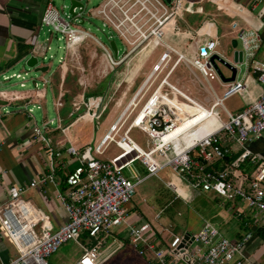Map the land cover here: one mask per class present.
Here are the masks:
<instances>
[{
  "label": "built area",
  "instance_id": "built-area-1",
  "mask_svg": "<svg viewBox=\"0 0 264 264\" xmlns=\"http://www.w3.org/2000/svg\"><path fill=\"white\" fill-rule=\"evenodd\" d=\"M76 1L82 3V0ZM262 1L264 0H253L256 5ZM97 2L98 5L87 13L91 18L101 21L103 29L115 33L123 44V50L120 54L116 46L117 55L113 58L112 49L109 51L88 31L73 27L66 20L71 19L75 26L84 24V15H87L84 5L83 8L75 7L70 17H64L49 2L41 17L40 29L47 28L61 34L65 39L69 60L80 59V50L89 40L99 47L111 71L121 65L129 66L135 57L147 56L156 47H161L164 51L123 108L122 99L126 96V90L117 100L114 99V94L110 96L101 110H91V97L82 94L79 100H73L70 104L68 118L73 120L68 125L62 126V119L58 116L55 131H59L69 143L65 148L67 155L77 160V165L65 177V189L56 193L59 204L67 215L66 223L58 229H53L48 218L23 199L28 190L39 185L58 186L54 158L61 154L60 150L52 146V138L49 136L52 131L50 126L54 121L38 125L31 110H27L32 122V137L45 148L50 167L47 174L39 180L8 188V202L0 208V236L10 240L18 251V257L6 264H48V258L57 253L62 245L68 242L80 245L83 236H87L91 243L82 247V255L76 264H102L107 256L103 255L104 249L107 248L110 255L120 248L117 239L113 238L112 244L108 246L106 240L113 230L121 227L127 230L129 243L135 252L139 256H149L154 264H244L243 249L252 239L251 232H247L240 240L231 241L213 224L203 222L201 229L192 234L188 247L179 249L182 236L172 235L171 240L160 244L153 239L150 224H129L124 208L132 201L139 185L171 168L192 189L212 195L214 200H221L223 204H229L235 217L249 215L257 225H264V159L246 147L251 142L260 141L264 132V63L257 58L261 46L259 33L253 29L237 32V49L242 53V61L237 66L239 70L241 67L245 70L243 79L236 78L232 83L223 84L221 96L210 87L208 94L211 101L200 103L168 82L172 71L179 64L197 71L203 78L202 83L199 81L203 87L212 80L220 81L209 62L213 54L223 58L216 52L218 40L202 30L204 26L194 31L184 23L188 0H170L169 3L165 0ZM182 23L187 27L184 32L181 30ZM232 28L237 29V24H232ZM166 34L186 38L184 47L191 54H183L166 43ZM173 56L175 59L171 64ZM88 58L93 63L98 57L93 53ZM251 75L262 85L263 93L255 103L241 112L230 113L224 106L225 101L244 94ZM156 82L153 91L143 101L147 94L145 90L154 87ZM37 86L38 84L35 89ZM20 87H24V84ZM110 105L122 108L119 117L100 140L78 149L70 138L75 125L85 119H101ZM55 106L58 113L66 106L61 95ZM217 108L223 110L226 121H222ZM192 109L202 111L205 116L187 132H195L210 118L215 119L218 127L205 137H193L191 143L184 147L176 139L166 140L165 136L177 125L196 116V113L190 112ZM128 121L129 125L126 126ZM134 129L143 132L151 141L146 150L130 137ZM232 144L237 148V156L231 160ZM110 148H115L116 153L102 158ZM170 153L172 157H169ZM158 158L166 159V162L161 164ZM220 161L226 167L216 170L214 166ZM135 163L146 170L145 177L135 173ZM243 165L250 167L249 174L242 170ZM125 170H129L133 180L125 176ZM4 173L0 171V175ZM166 187L177 198H182L174 182L167 183Z\"/></svg>",
  "mask_w": 264,
  "mask_h": 264
},
{
  "label": "crops",
  "instance_id": "crops-1",
  "mask_svg": "<svg viewBox=\"0 0 264 264\" xmlns=\"http://www.w3.org/2000/svg\"><path fill=\"white\" fill-rule=\"evenodd\" d=\"M48 3L49 0H0V85L1 80H6L9 73L14 72L17 68L22 67V64H24L30 55L37 56V54H43L45 50H48L49 47L40 46L41 44L38 42L41 17ZM187 4H189V14L191 16H183L184 23L194 31L203 26H209V29L206 32L209 33L212 38H216L218 43L222 35L229 38L231 40L230 43H232L233 40H236L237 32L239 30H256L261 37V46L257 52V58L264 63V1L256 5L254 4L253 0H188ZM218 8H220L219 11ZM190 17H196L197 21L190 20ZM234 23L237 24V29L232 28V24ZM180 25L184 27L183 23ZM204 27L202 30H204ZM42 29L43 28H41V30ZM185 30H187V27H184V31ZM221 30H223V33H221ZM177 38L178 39L175 38L173 42L177 44L176 47L179 51V48H182V44L184 46L186 38L182 36ZM229 50H231V45ZM93 53H95L97 57L99 56L95 49L93 51L90 50L88 56L89 54ZM154 53L155 51L149 55L153 56ZM185 53L187 55L191 54V52H186V50ZM68 57L69 53L66 52V57L62 62V66H60V68L56 70L49 77V79H43L42 81L43 86L44 84H49L51 87L56 120L51 119L50 121L56 122L59 116V118L62 119V126L69 124L66 123L65 117L69 119L68 114L71 111V102L73 100H79L82 94H84L86 97H92L93 94L97 92L101 84L116 71V69L111 71V67L108 66L106 60L104 61L103 56L98 57L100 58V63L98 64L99 66L97 64L95 66V77L84 78L79 80L77 84H73L70 83L68 74L66 73L68 70V66L66 65ZM174 59L175 57H172L171 64L173 63ZM105 62L107 66H105ZM156 62L157 61H154L151 66L153 67ZM148 63L149 57L142 56L137 61L136 59L132 60L129 66H125L124 76L111 94V96L114 94V99L117 100L119 99L116 97L118 90L121 87H125L126 96L122 99V108L126 106L130 97L142 85L145 78L150 74L152 67L148 72L146 71V67L149 66ZM180 65L182 64H179L174 68L168 79V82L197 102H210L211 99L209 98L208 89L210 87L213 88L210 83L209 85L203 84L205 86H202L203 89H195V81L193 79L186 81L187 83L185 84H173L170 82V78ZM183 66L185 65L183 64ZM185 67L192 75L194 74V70H190L187 66ZM239 73L240 70L238 72L237 79L241 80L244 76L242 75V77H239ZM223 74L226 77L230 76L229 71L228 73L223 72ZM125 76H127L126 79ZM141 76L143 79L140 83H138L141 79L139 77ZM197 81L202 83L200 78ZM218 82L219 91H216L214 88L213 90L218 96H221L224 86L223 83L220 81ZM36 84L38 83L36 82ZM156 85L157 82L154 84V87L149 90H145L147 91V94L143 101L147 99ZM259 85L260 84L257 82L255 76L251 75L247 81L246 91L248 92V95L244 100V107L239 108L235 112L228 111L230 113L237 114L247 106L255 103L261 96H258L259 92L257 91V87H259ZM46 95V88L29 90L23 93H14L12 90L10 91L7 89H0V171L5 172L4 174L0 175V208H2L8 202V188L11 185L20 186L28 184L33 180H39L48 172L50 167V159L45 151V148L33 139L31 133L32 122L29 118L28 112L26 111V108L29 104H32L33 106L41 105L46 100ZM60 95L66 106L62 111H60V113H58L55 103ZM7 108H14L16 110L13 112H8L5 111ZM122 108L117 109L115 106H113V113L116 114L117 110H121ZM67 109L69 110L68 114L63 116L62 112ZM81 123H83V120L79 121L75 125L74 130H72L70 133L71 140L80 150L83 149L85 145L87 146L90 145V143L92 144L100 140L103 134H105L107 131V128L104 127L102 130L99 129L96 134L84 133L83 128L80 127ZM50 129L52 130L49 134V136L52 138V146L57 150H60L61 153L60 156L54 158V168L56 170L55 178L58 186L55 188L52 185H47L45 187L39 185L28 190L23 195V199L41 211L48 218L53 229H58L60 226L66 223L67 215L64 209L60 206L56 197V193L57 191H62L61 182L65 179L68 171L77 165V160L71 158L65 152V148L69 146V143L65 141V138L60 134L59 131H55V129H57V122L56 127L51 128L50 126ZM201 129L189 136V138L197 135ZM262 138L260 141L249 143L246 147L251 152L263 159L264 141ZM113 154H115V149L110 148L102 158L110 157ZM236 156L237 148L232 144L231 160L235 159ZM139 166L144 169L140 164ZM179 187L183 188L186 193H189L190 189H192L190 186L188 187L189 190H187V187L184 186ZM192 192L193 191H191V194ZM131 203L132 201L124 208V213L129 224H150L153 228V239L160 244L167 243L169 240H171L172 235H177L176 233H172L170 231L172 226L167 221L169 218H171L170 215L169 217L163 219L161 218L162 211L160 210L159 212H156L152 218H150V215L148 216V214L151 213L150 209L153 211L154 201L152 202L153 206H146L147 211L145 212L142 211L140 207L132 208ZM227 211L231 212L233 217L232 220L237 222V225L234 229H228V224L223 223L222 226L217 228L223 236L228 234L230 237L226 238L231 241H235L243 234L239 228L240 218L235 217L230 208L227 209ZM177 212L178 216H181L183 213L181 211ZM158 215L159 218H157ZM243 218L248 222L249 225H251L249 232L253 234L252 239L245 245V248L243 249V259H245L244 264H264V241L261 240L260 237L253 239L255 230H257L262 225H257L253 219H250L249 215H245ZM192 223L193 222L191 219L188 224H186L187 233L195 234L197 231L194 233L191 232ZM126 232L127 230L125 227L117 228L111 232V234L108 236L109 239L106 240V246L111 245L112 239L115 238L118 240V243H120V248L110 255H108L109 250L107 251V248L104 249L103 255L104 257L105 255L108 257H105L102 264H106L115 255L124 250L126 247L130 246ZM80 242V245L73 242V244L76 245V248L80 250V255L72 258V256L69 255V248L65 247L64 249L60 250V254L57 256V253H55L54 256L52 255L50 258H48V264H76L82 255V247L89 246L91 243L90 240H88L85 236L82 237ZM17 257L18 251L16 250L15 246L10 242L9 239L2 238L0 236V264H6ZM52 257L55 259L54 263L49 261ZM140 257L142 260H138V264H154L149 256Z\"/></svg>",
  "mask_w": 264,
  "mask_h": 264
},
{
  "label": "rangeland",
  "instance_id": "rangeland-1",
  "mask_svg": "<svg viewBox=\"0 0 264 264\" xmlns=\"http://www.w3.org/2000/svg\"><path fill=\"white\" fill-rule=\"evenodd\" d=\"M49 2L52 3L53 7L64 17L69 14V9L71 2L70 0H49ZM82 4L85 6L86 13L88 11H92L95 6L98 5L97 0H82ZM188 12V13H187ZM190 7L186 8V12L184 17L191 16L189 14ZM198 15V14H197ZM70 17V16H69ZM88 19H87V18ZM84 19L86 22L82 25H74L71 19H66L73 27H79L83 30L88 31L97 41H99L101 44H103L106 48L111 51L110 47V41H114L117 48L119 49V52L121 54L123 50V44L118 39V37L113 33L112 31L108 29H103L101 21L98 19H93L87 15H84ZM190 20L197 21L196 17H190ZM181 30L184 31V27L181 25ZM221 33H223V30H221ZM178 39L177 37H174L170 34L165 35V42L177 49V44L174 43V39ZM38 42L41 44L40 46H46L49 47L48 50H45L40 54H37L36 57L39 59V66H48L49 70L44 73H33L32 70H28L24 64H22V67L17 68L14 72H11L7 75V79L1 80L0 89H7L12 90V92H27L29 90H34V82L38 83V86L36 89H42L46 88L47 95L46 100L41 105H32L29 104L26 108L27 110H31V115L34 117L35 121H37L38 125L43 124L44 122H49L51 119L56 120L55 110L53 106V100H52V92L51 87L49 84H44L43 86V79H49V77L62 66V62L66 57V48H65V39L62 38L61 34L52 32L48 30L47 28H43L42 30H39V38ZM231 40L227 37H224L223 35L220 38L219 45L216 48V51L219 52L223 57L227 58L229 61H232L231 56H229V48L231 45ZM93 51L94 49L99 54L98 57H102L101 50L96 45L95 42L89 40L87 44H85L80 52V59L77 61H72L71 59L67 60L66 64L68 66V70L66 73L68 74V78L70 83L77 84L79 80L84 78H91L95 77V66L100 63L99 59L97 58L93 63L89 62L88 53L90 50ZM178 50V49H177ZM163 48L156 47L154 55L149 57V66L146 67V71L148 72L151 69V64L154 61H157L160 57V55L163 52ZM179 51L183 54L185 53L184 46L182 44V48H179ZM111 54L113 58H115L114 52L111 51ZM174 57V56H173ZM136 61L139 60L138 57H135ZM81 63V66L79 64ZM99 66V65H98ZM125 66L121 65L116 68V71L107 79L105 80L101 86L98 88L97 92L93 94V96L90 99L91 110H101L102 106L106 101H108L109 97L111 96L112 92L114 91L115 87L119 83V81L122 79L125 73ZM224 73H228V70L225 68H221ZM244 68H240L239 77H242L244 75ZM14 73V74H13ZM194 74L203 80L201 75L194 71ZM18 76V77H17ZM138 83L142 81V76ZM193 79L195 81V89H203L202 85L197 81L198 79L192 75L185 66L180 65L170 78V82L173 84H185L186 81H189ZM218 80H212L210 81L211 86L216 90H218ZM21 84H24V87H20ZM72 89V87H71ZM125 91V87H121L118 90V94L116 95L117 98L121 97L122 92ZM134 91V90H133ZM250 91V90H249ZM257 91L259 92L260 96L263 93V87L262 85H259L257 87ZM251 92V91H250ZM133 93V92H132ZM204 94V93H203ZM248 92L246 91L245 94L234 96L227 101H225L224 105L230 112H235L239 108H243L245 105V98L247 97ZM257 96V97H258ZM129 97V96H128ZM39 107V108H38ZM16 109L14 108H7L5 111L13 112ZM113 106L111 105L110 108H108L104 114L102 115V118L99 120H83V123H81L80 127L83 128L84 133H92L96 134V132L100 129L102 130L104 127L107 129L110 127L112 123L115 122V120L119 117L121 110H117V115L113 113ZM216 111L219 113L222 121H226V116L221 108H217ZM28 112V111H27ZM69 110H65L62 112L63 116H66L68 114ZM233 114V113H232ZM235 114V113H234ZM66 123H70L73 119H67L65 117ZM88 120V121H87ZM93 122V123H92ZM129 125V121L127 122L126 126ZM108 126V127H107ZM56 127V122H54L53 125H51V128ZM218 124H215V122H211L207 126L203 127V129L200 130V132L193 136L196 139H200L201 137H204L205 134L210 133L212 129L217 128ZM213 129V130H214ZM130 137L144 150L147 149L148 144L151 143L149 138L141 131L134 129L130 133ZM192 138H189L185 140V145L188 146ZM264 141V132H263V138ZM91 144V143H90ZM93 144V143H92ZM91 144V145H92ZM86 146V145H85ZM84 147V146H83ZM115 149V148H114ZM112 153V151H111ZM114 153V150H113ZM116 153V149H115ZM169 157H172V153L169 154ZM264 159V158H263ZM159 163L163 164L166 162V159H157ZM134 169L136 170L135 173L140 177H145L146 173L145 171L139 166V163L134 164ZM242 170L246 171L247 174L250 172V167L248 165H243ZM125 176L133 180L130 176L129 170L124 171ZM169 182H174L177 185V192L183 197V198H177L175 193L165 186ZM184 186L188 189L189 184L183 182L176 174L171 170V168H167L164 171H162L158 177H150L148 178L144 183L139 185L135 190V195L133 197L131 207H140L142 211H147L146 206L150 207L153 206L152 202L154 201L153 211L150 209L151 213L150 218L153 217V215L156 212H161V218H169L167 220L169 224L172 226L170 228V231L172 233H176L177 235L183 236L185 233H187L186 224L192 219V228L191 232L194 233L196 231H199L203 225V222H210L216 227H220L224 224H228V229H234L237 225V222L233 221V217L231 215V212L227 211L228 208L225 207L226 204H223V201H213L214 196L202 193L201 191H194L190 189L189 193H186V191L179 187ZM191 191L192 194H191ZM176 197V198H175ZM186 197V198H185ZM231 209V208H230ZM177 211L183 212L181 216L177 215ZM233 212V210H231ZM148 213V212H146ZM197 217V221H196ZM194 226V229H193ZM221 229V228H220ZM88 240L89 238L85 236ZM224 237H230L228 234H225ZM258 236L254 234L253 239H257ZM109 239V238H107ZM81 243V242H80ZM65 247L69 248V255L72 256V258H75L77 255H80L81 252L79 249L76 248V245L73 244V242H68L67 244L63 245L59 251L57 252L56 256L60 254V250L64 249ZM133 250V251H132ZM133 247L130 245L126 247L124 250L119 252L117 255H115L110 261H108L106 264H138V260H142L140 256L137 255ZM54 256V255H53ZM50 262H55L54 257H52ZM70 264V263H68Z\"/></svg>",
  "mask_w": 264,
  "mask_h": 264
},
{
  "label": "water",
  "instance_id": "water-1",
  "mask_svg": "<svg viewBox=\"0 0 264 264\" xmlns=\"http://www.w3.org/2000/svg\"><path fill=\"white\" fill-rule=\"evenodd\" d=\"M167 3L170 2V0H165ZM71 5L69 9V14L73 15V9L75 7H80L83 8V4L80 2H77L76 0H70ZM110 47L112 51L114 52V55H117V49H116V44L114 41L110 42ZM229 56H231L232 61H229L225 57H221L218 54H213L209 58V62L212 65L213 69L215 70L216 74L218 75L219 80L223 84H229L232 83L236 80L238 72H239V66H237L238 63H241L242 61V53L237 49V41L233 40L231 43V50L229 51ZM39 59L36 56L30 55L26 61L24 62V66L28 70H32L33 73H41L44 74L48 71V66H39ZM221 67L225 68L230 72V76L226 77L224 76ZM34 86L36 85V82L33 83ZM160 130L162 127L159 128ZM192 241V234L190 233H185L182 236V242L179 245V249H185L188 247L190 242Z\"/></svg>",
  "mask_w": 264,
  "mask_h": 264
},
{
  "label": "bare ground",
  "instance_id": "bare-ground-1",
  "mask_svg": "<svg viewBox=\"0 0 264 264\" xmlns=\"http://www.w3.org/2000/svg\"><path fill=\"white\" fill-rule=\"evenodd\" d=\"M220 10V8H218V11ZM210 25V24H209ZM209 26H205L204 27V31H208ZM190 112H194L196 113V116L188 118L187 120H184L183 122H181L179 125H177L168 135L165 136V139H176L178 142H180V144L182 143V146H186L185 145V140H187L189 138V136H191L192 134H194L195 132H197L199 129L203 128L204 126H207L208 124H210L211 122H215L214 118H210L208 119L204 125H201L198 127L197 130H195V132H191L187 130L193 125L195 124L202 116H205L204 113L202 111H195V110H190ZM216 129V128H215ZM214 129V130H215ZM210 134V133H209ZM208 135V134H207ZM206 135V136H207ZM179 136H182L179 138ZM205 137V136H204Z\"/></svg>",
  "mask_w": 264,
  "mask_h": 264
},
{
  "label": "trees",
  "instance_id": "trees-1",
  "mask_svg": "<svg viewBox=\"0 0 264 264\" xmlns=\"http://www.w3.org/2000/svg\"><path fill=\"white\" fill-rule=\"evenodd\" d=\"M225 167H226V165L222 161L217 162L215 164V166H214V168L216 170H221V169H224ZM143 170L147 174L146 170L145 169H143ZM61 184H62L61 185L62 186V190H64L65 189V179L61 182ZM216 201H218V200L216 199ZM225 207L228 208L229 207V204H226ZM239 228L241 229V231L243 232V234L241 236H239L236 240H240L247 232H249L250 229H251V225H249L248 222L244 218H240ZM255 234L258 237H260L261 240L264 241V225H262L257 230H255Z\"/></svg>",
  "mask_w": 264,
  "mask_h": 264
}]
</instances>
